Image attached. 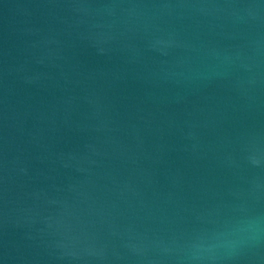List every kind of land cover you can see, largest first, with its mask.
Segmentation results:
<instances>
[{"label": "water", "instance_id": "95a60500", "mask_svg": "<svg viewBox=\"0 0 264 264\" xmlns=\"http://www.w3.org/2000/svg\"><path fill=\"white\" fill-rule=\"evenodd\" d=\"M0 264H264V0H0Z\"/></svg>", "mask_w": 264, "mask_h": 264}]
</instances>
